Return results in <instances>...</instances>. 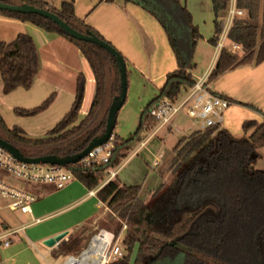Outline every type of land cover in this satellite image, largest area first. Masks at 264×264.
<instances>
[{"label": "trees", "instance_id": "obj_1", "mask_svg": "<svg viewBox=\"0 0 264 264\" xmlns=\"http://www.w3.org/2000/svg\"><path fill=\"white\" fill-rule=\"evenodd\" d=\"M122 1L142 8L158 21L167 35L178 68L166 75L158 96L140 114L134 135L122 140L112 133L114 152L109 164L89 169L79 162L69 167L75 180L90 191L103 180L106 170L117 168L127 157L130 145L141 139V131L147 133L155 127L150 109L162 99L176 100L182 89L195 83L191 71L195 67L193 56L200 36L192 24L191 15L179 0ZM211 1L215 36L210 43L214 45L230 0ZM0 2L48 10L77 32H91L111 46L96 31L75 18L72 1L62 3L58 9L33 0ZM235 4L247 16L235 20L228 40L240 45L243 55L222 50L208 76L209 83L227 70L264 61V0H235ZM0 15L29 22L66 39L85 59L95 81L91 105L80 121L78 117L85 91L82 74L76 78L71 109L43 138L29 139L21 128H7L1 115L0 138L26 157H63L81 152L104 131L107 115L101 120L99 116L108 91L107 64L112 66L114 73L110 88L112 99L118 94L119 75L113 59L95 45L66 36L56 25L39 16L5 11H0ZM38 71L39 57L29 35L18 34L13 41L0 43L3 94L19 88L30 89ZM53 99L52 95L34 109L15 112L24 117L37 115ZM242 131L241 138L217 127L181 137L172 149L174 156L161 185L147 200L140 198V186H125L116 177L96 192V198L109 211L106 229L118 235L123 221L127 228L123 240L126 253L110 264H131L129 254L134 245L138 246V253L133 264H264V171L256 168L260 159L258 150L264 147V122L246 121ZM250 131L252 133L247 135ZM80 243V238L71 237L59 244L58 253H77Z\"/></svg>", "mask_w": 264, "mask_h": 264}, {"label": "crops", "instance_id": "obj_2", "mask_svg": "<svg viewBox=\"0 0 264 264\" xmlns=\"http://www.w3.org/2000/svg\"><path fill=\"white\" fill-rule=\"evenodd\" d=\"M33 1L44 2L57 9L62 3L72 1L75 18L96 31L123 57L126 65L127 92L125 103L117 114L119 125L116 136L125 140L121 130L131 134L139 122L142 111L156 99L160 89L164 86L166 75L178 68L165 31L149 13L122 0L111 2L101 0ZM179 3L191 15L192 24L200 36L193 59L200 47H211L215 53L214 59L207 61L201 76L196 78L191 71L193 79L197 81L213 68L217 59L215 44L210 43V40L215 36L212 1L179 0ZM246 16V12L243 11V15L237 19H244ZM18 34L29 35L35 43L39 57V71L28 91H40V100H43L54 89V86H51V82L48 81L47 73L52 65L46 57H41L40 50H43L45 55L51 54L58 58L56 52L50 49L52 42L57 39L55 38L57 34L47 33L29 22L0 15V43H9ZM68 51L76 54L79 61H85L77 49L73 52L69 48ZM69 60H71V56ZM57 62L62 65V70L63 67L65 69L69 67L67 61L57 60ZM194 65L196 66V64ZM79 74L85 78L84 99L79 112V116L84 117L89 110V108L84 109L85 97L91 93L93 99L95 81L93 74L91 77H87L83 72ZM209 88L212 93L231 102L224 112L222 129L228 131L233 137L241 138L243 136V131H239V128L242 130V125L246 121H254L257 124L264 122V61L258 65L244 64L227 70L210 82ZM19 90L23 89L19 88L14 92ZM73 102L74 96H71V107ZM59 118L56 116L42 124L41 127L48 132L54 126L53 124L57 125ZM176 120L177 118L170 129H160L153 136L146 134L145 138H148L144 147L137 149V141L133 142L130 145L129 157H126L127 159L116 168L115 177L118 178L123 165L134 159L140 152L146 153V158L150 157L152 161L156 158L159 159L157 166L152 165L153 174L152 171H147L141 184L139 168L143 167L142 162L134 164L127 174L120 177L125 186H140L139 196L146 194L149 197L162 183V178L174 156L173 152L172 154L168 153L165 144L174 129L177 132L182 131L175 128ZM47 125H52V127H47ZM6 127L11 129L9 126ZM22 130L26 136V129L22 128ZM190 130L187 129V131ZM197 130L199 129L190 133ZM251 133L252 131L247 135ZM178 140L174 143L175 145ZM147 147L150 150L149 154H147ZM258 153L264 155V147L260 148ZM256 168L264 171V167L261 165L256 164ZM27 191L37 197L35 203L31 205L30 214L10 212L0 200V216L2 218L0 227L24 228L22 232L11 238V244L8 247L0 246V264H53V261L59 257L64 259L67 255L78 254L87 245L89 238L98 230L99 219L102 217L103 210H106V207L96 198L95 193L89 194L90 190L77 180L71 181L62 189L41 185L36 186L34 190ZM34 220H39V222L33 224ZM62 232H67V235L60 243L67 242L71 237L81 239L78 247L79 252L63 255L58 253L59 245L51 249L42 245L48 238ZM35 243H39L42 247H37Z\"/></svg>", "mask_w": 264, "mask_h": 264}, {"label": "built area", "instance_id": "obj_3", "mask_svg": "<svg viewBox=\"0 0 264 264\" xmlns=\"http://www.w3.org/2000/svg\"><path fill=\"white\" fill-rule=\"evenodd\" d=\"M242 15L243 11L236 8L235 0H230L221 32L217 36L215 44L217 57L222 50H227L231 54L242 51L240 45L228 40V33L235 20ZM211 70L195 81L193 86L182 89L176 100L162 99L150 109V116L156 121V125L149 136H153L160 129L172 128L174 120L179 115L198 120V129L201 131L215 127L222 128L224 112L231 105V102L211 92L208 82ZM147 138H141L137 141V149L144 147ZM113 152L114 141L112 136L106 144L94 148L80 163L89 169L106 166L109 164ZM158 164L159 159L156 158L152 165L157 166ZM73 165L62 167L21 162L0 146V200L10 212L30 214L31 205L35 203L37 197L24 188L16 187L4 181L2 174L10 175L18 181L33 186L45 185L62 189L75 180L72 171L69 169ZM115 172L116 168L106 170L103 180L89 194H96L114 179ZM38 222L39 220H34L33 224ZM23 229V227L13 229L0 227V246L8 247L11 244V238L22 232ZM125 229L126 225L123 224L122 231ZM121 234L115 235L112 231L101 229L89 238L87 245L78 254L65 256L60 264H110L125 255V251L121 248Z\"/></svg>", "mask_w": 264, "mask_h": 264}, {"label": "rangeland", "instance_id": "obj_4", "mask_svg": "<svg viewBox=\"0 0 264 264\" xmlns=\"http://www.w3.org/2000/svg\"><path fill=\"white\" fill-rule=\"evenodd\" d=\"M55 38L56 41L52 42L50 49L52 51L56 52V55H58V58H56L55 56H52L51 54H44L43 50H40V55L42 58L46 57L47 61H49V63H51L52 67H50L47 70L48 73V81L51 82V86H54V89L51 90L47 96H45V98L43 100H40V91L38 90H34V91H28V90H19L16 92H11L9 94H3L2 92V81L0 78V113L1 116L4 120V123L6 126H9L11 128L13 127H18V128H23L24 130L26 129V137L30 138V139H40L43 138L46 135V131L44 130L42 124H44L45 122L55 118L56 116L60 117L59 121L57 123H59L63 117L69 112L71 104H70V97L71 96H75V89H76V76L77 74L83 72L87 77H91L92 76V72L91 69L89 68L88 64L86 63V61H79L78 57L76 56V54L71 53L70 51H68V49H72V51H76L75 46L73 44H71L70 42H68L66 39H64L63 37L60 36H56ZM215 53H213V48L211 47H200L199 50L197 51V54L195 56V58L193 59V64H196V66L194 67V69L192 70V73L197 77L201 76L202 73L204 72V69L206 67L207 61L209 59H214ZM239 54V56L242 57V52L237 53ZM45 55V56H44ZM71 56V60H69ZM48 57V58H47ZM57 60H62V61H67L69 64V67H67L65 69V67H63L64 69L62 70V65L59 64L57 62ZM65 71V72H64ZM113 71H112V66L110 64H107V82H108V91H107V95L105 97V101L99 116V120H101L103 118V116L106 114L107 115V109L112 101V96H111V85L113 83ZM42 75V73H41ZM44 76V75H43ZM54 96L53 101L51 102V104L42 112H40L37 115L34 116H29V117H24V116H20L16 114V110H31L34 109L38 106H40L42 103H44L50 96ZM91 93L87 94L85 97V103H84V109H88L90 104H91ZM67 109V110H66ZM83 117L79 116L78 117V121H80ZM138 124H136L137 126H135V129L131 132V134H127L125 132V130H121L122 133H124V137L125 140L128 139L130 136L134 135L138 129L139 126V122H137ZM46 125V124H45ZM54 126L56 124H53ZM119 122L116 119V125L114 128V134L116 135L117 133V128H118ZM53 126V127H54ZM47 127H52L47 125ZM52 127V128H53ZM51 128V129H52ZM175 128L180 129V130H184L177 132V130H173L171 135L169 136L165 147L168 151V153L172 154V148L175 145L174 143L181 138L182 136H188L190 134L191 131L196 130L199 128V121L196 119H192V118H188L184 115H179L177 117L176 123H175ZM191 129L190 131H187V129ZM186 129V131H185ZM45 131V132H44ZM50 131V129H49ZM152 130L148 131L147 133L144 131H141L139 133L141 138H145L146 134L149 135L151 133ZM239 131L242 132L241 128H239ZM29 133V134H28ZM242 134V133H241ZM118 135H120L118 133ZM131 148H133V146H131ZM146 150L148 151L147 154H149L150 150L147 147ZM129 154V153H128ZM130 155V154H129ZM129 155L127 157H129ZM260 158H262V160H258L257 164L258 166L261 165L264 167V155L259 154ZM127 158L123 159L120 164H122ZM154 161V160H153ZM152 159L150 160V157L146 158V153L144 152H140L137 156H135L134 159H132L131 161H129L128 163H126L125 165H123L121 172L119 174V177L117 178L118 181L120 183L123 184V182H121V178L127 174L131 167L136 164V163H140L142 162L143 167L140 166L139 170H141L139 172V179H140V184L142 183V181H144V177L148 172L152 171L153 174V170L154 168H152ZM119 164V165H120ZM142 168V169H141ZM153 169V170H152ZM4 177L2 178L4 181L16 186V187H22L26 190H34V188L36 186H33L31 184H26L23 183L21 181H18L16 179H14L13 177H11L10 175H6V174H2ZM121 177V178H120ZM145 193V192H144ZM140 198L143 200H147L149 197L146 194H141ZM103 214L101 219H99V228L97 231L103 229V230H107L110 231L108 229H106L105 224L106 221L108 219L109 216V211L104 209L103 210ZM16 214V213H13ZM15 216V215H14ZM2 218L0 216V222H1ZM123 224L126 225L125 221L122 222V227ZM122 227L121 230L119 231L118 235H120L121 233V248L125 251V248L123 246V240L126 237V230L127 228L122 231ZM96 231V232H97ZM95 232V233H96ZM35 245L37 247H42L39 243H35ZM126 253V252H125ZM137 253H138V246L134 245L132 251L129 254V261L131 264L134 263L136 257H137ZM51 261L52 259L49 258ZM63 258L59 257L56 261H53V264H60L62 262Z\"/></svg>", "mask_w": 264, "mask_h": 264}, {"label": "water", "instance_id": "obj_5", "mask_svg": "<svg viewBox=\"0 0 264 264\" xmlns=\"http://www.w3.org/2000/svg\"><path fill=\"white\" fill-rule=\"evenodd\" d=\"M0 11H5L14 14L22 15H32L39 16L46 20H49L51 23L56 25L60 31H62L66 36L76 40L95 45L105 52H107L110 57L113 59V62L116 66L118 75H119V91L115 95L107 109V116L105 121V127L102 134L94 137L88 145L81 151L75 154L58 157L56 155H44L39 157H26L24 156L19 149L9 144L2 138H0V146L6 149L10 154H12L17 160L29 164H43V165H57V166H68L79 163L84 159L94 148L106 144L112 137L116 125L117 114L119 110L125 103L126 92H127V74H126V65L122 56L109 44L97 38L91 32L79 33L65 22L61 21L56 15L49 12L48 10L35 8L30 5H8L0 2ZM67 232H62L51 238L45 240L42 245L46 248L57 247L60 242L66 237Z\"/></svg>", "mask_w": 264, "mask_h": 264}]
</instances>
